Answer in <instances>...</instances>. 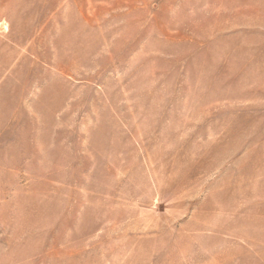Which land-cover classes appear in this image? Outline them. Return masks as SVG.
Instances as JSON below:
<instances>
[{
    "label": "rangeland",
    "instance_id": "rangeland-1",
    "mask_svg": "<svg viewBox=\"0 0 264 264\" xmlns=\"http://www.w3.org/2000/svg\"><path fill=\"white\" fill-rule=\"evenodd\" d=\"M18 1L0 264H264V0Z\"/></svg>",
    "mask_w": 264,
    "mask_h": 264
},
{
    "label": "bare ground",
    "instance_id": "bare-ground-1",
    "mask_svg": "<svg viewBox=\"0 0 264 264\" xmlns=\"http://www.w3.org/2000/svg\"><path fill=\"white\" fill-rule=\"evenodd\" d=\"M20 5L18 0H0V20L4 22L3 26L0 29L5 27V23H12L13 14L10 11H15Z\"/></svg>",
    "mask_w": 264,
    "mask_h": 264
}]
</instances>
